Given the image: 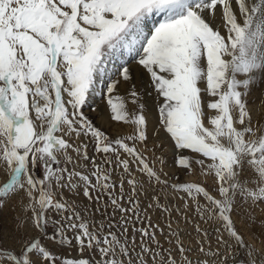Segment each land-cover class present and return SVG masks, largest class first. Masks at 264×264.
Masks as SVG:
<instances>
[{"label": "snow or ice", "instance_id": "obj_1", "mask_svg": "<svg viewBox=\"0 0 264 264\" xmlns=\"http://www.w3.org/2000/svg\"><path fill=\"white\" fill-rule=\"evenodd\" d=\"M258 98L264 0H0V264H264Z\"/></svg>", "mask_w": 264, "mask_h": 264}, {"label": "rangeland", "instance_id": "obj_2", "mask_svg": "<svg viewBox=\"0 0 264 264\" xmlns=\"http://www.w3.org/2000/svg\"><path fill=\"white\" fill-rule=\"evenodd\" d=\"M159 19V18H157ZM138 59V57L136 58ZM124 60V61H123ZM127 63L128 66L132 69L133 75L135 76L138 72H140L137 67L138 65L135 64L134 62V58L133 57H129L128 55L123 54V50H121L120 53H118L116 55V57L112 60L109 61L107 68L109 70L110 73H115L117 72V70L121 67L122 64ZM137 66V67H136ZM113 79H116L117 77L113 76ZM99 87H103V85H100ZM119 90H120V94H125V89H124V85L121 84L119 86ZM145 103L147 105V109H148V119H149V136L151 137V129H152V125L156 123L157 118H158V114L155 111V104L156 101L154 99V94L153 97H148L147 95H145L144 97ZM95 107L98 110H100L101 112H104V118L103 119H98L96 117V114L93 113L91 111V108ZM256 109L258 110H262L264 111V103H261L259 98L257 101V104L254 106ZM129 108L131 110L132 106L129 104ZM85 114L88 115L90 118L93 119L94 123L98 126L103 128L105 131L110 132V128H109V119H108V114H107V109H106V103L105 101L102 100V98L100 96H94V98L92 100H90L89 102V107L84 109ZM112 126L114 127L116 125V122H111ZM124 131L128 132L129 129L127 127L124 128ZM160 141H155V143H159ZM148 148L153 149V153L156 156H163L166 158L167 163L169 165H171L172 163V157H171V149L169 147V143L165 142L164 143V147L163 150L161 151L160 149L154 148L153 147V140L150 139L149 143H148ZM141 151H144L143 148L140 149ZM144 154L146 156H148L149 158V162L152 163L153 162V155L151 153L148 152H144ZM135 167V166H134ZM155 167L157 169H159L160 165L156 164ZM168 169H165V171H167ZM125 188L127 189V185L125 184ZM81 199H83L81 197ZM88 202L86 200L83 201V203L81 205H79V209L83 210L84 209V205H86ZM143 207V205H142ZM13 216L14 213L10 212V211H6L2 217H0V230H3L5 232L11 233L13 231V224H14V220H13ZM158 216V213H154L153 215V220L155 221L156 218ZM264 218V214H262L259 209L256 210L255 214H254V219L256 221H259L260 219ZM161 220L163 219V217L160 218ZM237 228L241 229V231L244 234V239L248 244L253 245L255 248L260 249L262 247H264V238H260V227L256 226L255 224H249L248 228H245L243 223H238ZM240 226V227H239ZM175 227V225H174ZM49 233H51L52 229L50 228ZM189 232H192V228L191 226H189ZM253 234H255V237L253 236ZM17 235H21L20 233H17ZM192 235L194 236L195 233L192 232ZM186 240L190 239V236H185L184 237ZM43 243L47 244V246L49 248H52L54 251L57 250L56 246L53 245L50 241H46V240H42ZM215 244L214 238H213V245ZM165 247H167V245H165ZM77 253L75 252V250L71 251V255H76ZM239 255V253L237 254Z\"/></svg>", "mask_w": 264, "mask_h": 264}, {"label": "bare ground", "instance_id": "obj_3", "mask_svg": "<svg viewBox=\"0 0 264 264\" xmlns=\"http://www.w3.org/2000/svg\"><path fill=\"white\" fill-rule=\"evenodd\" d=\"M157 19V18H156ZM150 26H151V24H150ZM130 56H128V58H129ZM124 61V60H123ZM137 67V66H136ZM137 69L141 72L142 70L139 68V66L137 67ZM94 98V96L92 97V99ZM91 99V100H92ZM240 227V226H239Z\"/></svg>", "mask_w": 264, "mask_h": 264}]
</instances>
